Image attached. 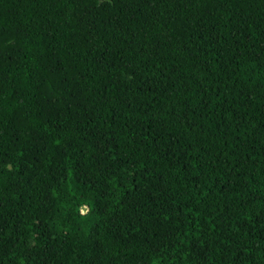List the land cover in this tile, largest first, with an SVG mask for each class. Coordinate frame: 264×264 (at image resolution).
<instances>
[{
	"label": "trees",
	"instance_id": "trees-1",
	"mask_svg": "<svg viewBox=\"0 0 264 264\" xmlns=\"http://www.w3.org/2000/svg\"><path fill=\"white\" fill-rule=\"evenodd\" d=\"M0 264H264V0H0Z\"/></svg>",
	"mask_w": 264,
	"mask_h": 264
},
{
	"label": "rangeland",
	"instance_id": "rangeland-1",
	"mask_svg": "<svg viewBox=\"0 0 264 264\" xmlns=\"http://www.w3.org/2000/svg\"><path fill=\"white\" fill-rule=\"evenodd\" d=\"M83 211H85V208H82Z\"/></svg>",
	"mask_w": 264,
	"mask_h": 264
}]
</instances>
